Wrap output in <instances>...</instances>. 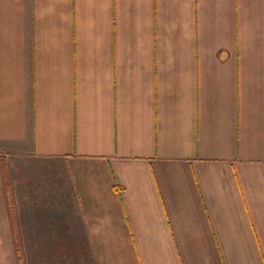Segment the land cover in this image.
Segmentation results:
<instances>
[{
    "label": "crops",
    "instance_id": "obj_1",
    "mask_svg": "<svg viewBox=\"0 0 264 264\" xmlns=\"http://www.w3.org/2000/svg\"><path fill=\"white\" fill-rule=\"evenodd\" d=\"M0 264H264V0H0Z\"/></svg>",
    "mask_w": 264,
    "mask_h": 264
},
{
    "label": "rangeland",
    "instance_id": "obj_2",
    "mask_svg": "<svg viewBox=\"0 0 264 264\" xmlns=\"http://www.w3.org/2000/svg\"><path fill=\"white\" fill-rule=\"evenodd\" d=\"M67 189V188H66ZM66 196H67V198H69V197H71V194L69 195V193H67L66 192ZM67 201V200H66ZM70 243H72V244H75L76 246H77V248L79 247V244H81L82 245V240H77V241H75L74 239H71L70 241H69ZM79 243V244H78ZM79 258H68V257H66V262H67V260L69 261H71V260H73V262H74V260H78ZM87 260L88 261H90V258H87Z\"/></svg>",
    "mask_w": 264,
    "mask_h": 264
}]
</instances>
